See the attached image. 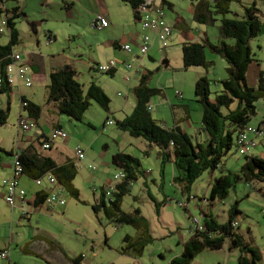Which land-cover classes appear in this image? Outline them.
<instances>
[{"label":"rangeland","instance_id":"1","mask_svg":"<svg viewBox=\"0 0 264 264\" xmlns=\"http://www.w3.org/2000/svg\"><path fill=\"white\" fill-rule=\"evenodd\" d=\"M19 1L22 4H29L26 10V16L22 15L19 19L21 20V27L27 29V34L24 35L25 43H27L30 42L28 35L30 27L28 25L29 20L27 14L37 12L38 16H40L41 11H37L40 3L37 0ZM172 1L183 10L182 14L188 17V12L192 9L190 2L194 3V1ZM243 1L246 6L255 3L256 7L264 13V0ZM106 3L107 0H96L94 14H102L101 12L107 8ZM231 11L234 14H240L242 13V8L238 4H232ZM63 13L60 14L58 12V16H64V23H56L51 27L52 30L57 32L58 40L47 44L46 33L42 31L46 30V28L39 29L37 35L31 32V36L39 40V45H37L38 43L36 41H31L30 45L26 44L20 51L15 50L22 52L20 55L23 60H28L29 55L27 52H30L29 50L31 48L36 52L50 54L55 44L59 42L63 44V40L66 38V34H68L69 25L73 26L72 23L74 25L76 24L75 20H81L71 10H63ZM123 15L124 13L121 17ZM233 18H236V16H233ZM37 22L40 23V20ZM1 25L2 18H0V27ZM218 25L220 24L218 23ZM42 27L44 28L43 24ZM90 29L92 31L90 34L92 38L90 43L95 45L93 46V51L89 52L86 42L82 37L78 36L77 39H80V44L85 48V50L81 51L79 60L82 64L79 61L74 62V59L70 57L71 62L80 68L82 76L79 78V83L85 86L90 81L89 72H87L86 67H83L84 62H88L87 54L91 53L94 58L96 57L97 60L102 62L103 56H98V53L100 51V54H102L104 46L100 44L107 38L106 29L102 30V28L95 29L91 27ZM208 29L216 32V27ZM0 38L4 40L9 38V35L5 32ZM70 41V43L73 42L72 39ZM77 43L73 42L71 49L75 48ZM55 48L58 49L61 47L57 45ZM62 48H64L66 53L73 51L66 49L67 45H63ZM254 52H256V56L260 61L259 63L264 65V49H255ZM117 55H115L117 59L111 60L109 64L118 63L120 57ZM140 58L143 57L140 56ZM163 58L160 52L156 54L154 61L148 60L147 57L143 58L146 62V67L144 66V68L150 74L149 87L155 88L157 82L162 79V85L166 82V86L170 90H177V92L183 94L184 100L187 98L193 100V105L200 108L201 106L195 102L194 98V84L196 81H194V78L198 73L197 71L203 74L205 72L194 69L183 71L176 70V68L168 69L167 71L162 64ZM172 60L174 63L175 60L180 63L179 55L176 57L175 54H172ZM219 61L216 63L213 72L218 75H223L225 74L223 69L227 64L222 58ZM128 62L130 63V60ZM131 64L132 67L136 68L139 63L133 62ZM122 68L121 71H126L125 65ZM141 72L143 73L144 69H141ZM125 73V75L115 73L114 76L96 73L98 76L96 77L95 75V77L99 79L97 80L95 78L94 83L110 99L109 111L104 110L96 102L91 100L88 110L85 112L82 121L79 122L57 112L55 109H53L54 112L52 113L51 104L48 102L49 80H47V87H44L43 83L36 85L37 83L33 82V77L30 73L31 88H22V91L35 93V97L32 96L35 103L41 107L42 115L40 116V123L43 126L44 132L53 137L56 129L63 130L67 134L68 141L64 145V140L67 138L61 139L55 137L56 147L60 145L65 146L67 150L71 151L79 147L84 151L86 167L91 165L96 170L91 172L86 167L81 166L79 168V165H77V176L73 184L79 191L80 202L74 200L67 192H63V198L66 201L64 206L54 207V210L49 213L46 211L32 213L30 221L22 218L19 210H12L6 204L0 203V247L4 244H10L12 251H15L16 254L12 257L11 264H45L40 258L25 256L21 251L23 244L30 240L36 230H40L47 238L48 235L51 236L52 238L50 239L58 244L66 254L83 256L90 264H136L131 258L119 255L118 248L122 244V239L126 234L134 237L138 232L129 226L110 224L102 214L98 215L101 221L99 222L95 218L91 208V204L95 203V197L98 196L101 188L105 187L106 183L112 181L114 176L120 172L119 169L113 167L110 163L113 154L118 153L128 154L137 158L140 162L139 176L137 180L132 182L129 194L123 198L121 209L125 213H132L134 209L138 208L148 221L152 242L147 245L140 258L143 264H169V258L174 256L175 250L178 248L179 236L186 240L190 235V230H195L196 224L194 223V218L203 224V218L198 206L202 203L204 197L208 200L213 180L219 178L221 175L228 174H231L233 177V186L226 197L222 199L217 198L211 202L213 217L219 223H226L228 222L229 213L232 212L235 214L236 210H238L239 215L236 220L238 223L237 231L239 232L240 230L244 242L251 246L261 256L264 262V183L245 179L242 172L245 157L236 152V149L233 147L228 155L223 158L221 168L217 169L213 175L210 171L203 172L188 187L189 194L184 193L183 195L178 185L174 184L172 180L171 163L169 161L165 163L158 161V147L150 145L141 138H133L128 133L119 130L116 126V123L121 120V108L123 105L127 102H134L135 104L134 89L138 85V80L135 77L132 83L129 84L125 80L127 71ZM173 80L175 85L172 84ZM210 89L211 101H213L216 94L221 91V85L212 82ZM119 93L122 96H119ZM18 95L12 88L10 93H0V110L7 108L6 104L8 101L10 104L7 122L5 125H0V164L4 162L3 160L10 159L9 157L11 156L7 154L9 152L8 150L14 149V144L17 140L18 113L21 111L19 102L20 96H22L21 94ZM255 105L256 115L251 119L250 125H256L264 114L262 102L259 100ZM156 111H158V107L152 106L150 110L151 116L155 117ZM129 112L131 113L132 109ZM162 114L168 118L170 116L169 108L167 107L166 111ZM57 117H60L63 129L55 128L54 124L57 122ZM32 120L37 125V120ZM192 120L195 119L192 118ZM110 121L113 122V125L104 127ZM198 137L199 134H197ZM193 142L197 143L198 139L194 138ZM61 150H64V148L58 149L59 152ZM261 150L263 149L258 147L254 150V153L259 154ZM164 165L167 166L165 189L162 187V178L158 174L160 167H162L161 172L164 170ZM152 179H155V182ZM157 186H161V188ZM28 188L30 190L40 189V187L32 182L29 183ZM148 190L151 191L150 195L161 204L159 215H157L154 204L148 196ZM188 195L191 197L189 203H187ZM180 203H186L187 206L182 207ZM106 237L108 238L107 244H105ZM240 254L238 249L230 251L226 243L221 250H206L201 252L195 256L192 264H238ZM49 257L55 261L54 264H64L55 253H50ZM0 264H7V262L0 260Z\"/></svg>","mask_w":264,"mask_h":264},{"label":"trees","instance_id":"2","mask_svg":"<svg viewBox=\"0 0 264 264\" xmlns=\"http://www.w3.org/2000/svg\"><path fill=\"white\" fill-rule=\"evenodd\" d=\"M143 1L123 0L133 10L137 21L139 20V6ZM159 1V6L164 12L166 8L171 7L167 0ZM5 3L4 0H0V18H7L10 41L5 46L0 45L1 94L11 92V87L5 79L6 67L12 63L13 56L19 54L15 53L14 49L20 43L16 23L21 18V13L17 7L8 10ZM232 4L240 5L242 8L241 15L231 11ZM193 10L197 24L203 26L220 24L218 26L219 37L215 43H211L205 38L202 43L183 44L181 50L183 70L187 71L197 67L207 68L206 49L221 57L227 64V77L224 80L214 82L221 85V91L216 94L213 101H211L210 89L212 82L206 76L199 77L194 85L195 102L202 109L201 124L202 130L206 134L205 142L194 143L191 135L181 128H165L151 116L148 110L150 101L161 91L149 87L150 74L148 72L141 77L134 89L136 106L132 113L116 123L119 130L128 133L131 137L141 138L150 145L157 146L162 163L173 159V167L176 172L173 182L178 185L183 195L184 193L189 194L188 187L203 172L210 171L213 175L217 169L221 168L223 158L228 155L233 147L238 152L236 139L241 134L249 127L256 125L259 127L264 124L263 117L262 121L255 126L250 125L251 119L256 115L255 104L264 97V73L261 72L259 75L257 88L249 87L246 82L247 71L251 64L260 62L256 59L250 46V42L261 34L264 27L260 10L255 4L244 5L243 0H197L193 3ZM91 70L95 71L93 67ZM113 72L107 75L113 76ZM91 100L104 110L109 111L110 99L105 92L93 82L84 90V86L78 82L76 71L72 67L66 66L50 74L48 102L55 103L59 113L74 121H82ZM23 101L28 103V107L24 111L31 119L38 120L41 115L40 106L25 98ZM9 111L10 104L8 101L7 108L0 110V125L6 124ZM43 143L49 144L50 148L54 144L47 136L39 139L38 144L42 146ZM258 147L263 150L259 154H255L254 150ZM7 154L13 157V162L16 161L21 166V177L27 176L35 181L45 174H50L55 177L63 192H67L74 200L80 202L79 191L73 184L77 176V168L72 162L59 166L49 157L26 150L16 153L14 151L13 153L8 152ZM243 157H245V163L242 166V172L245 179L264 183V141L259 139L252 154ZM111 163L120 172H123L126 178L117 185L116 192L108 200L105 198L103 187L98 206L101 207L102 213L110 224L129 226L138 232L134 237L128 235L124 237L121 253L135 257L141 256L145 247L152 242L146 219L138 208L134 209L132 213H125L121 209L123 198L129 194L132 182L137 180L139 176L140 162L135 157L120 153L112 156ZM161 169L162 167H160V172ZM162 173L163 170L161 178ZM232 186L233 177L231 174L221 175L214 179L209 198L206 200L204 197L202 204H205L204 201L211 203L217 198L226 197ZM148 196L154 204L157 215H159L161 204L150 194ZM46 197V192L35 194L34 209L31 210V207H28L27 216L21 214V217L30 219L32 213L40 211L45 205ZM26 198L29 200L27 193ZM190 199L189 196L188 202ZM98 206L92 207L94 212L99 211ZM200 211L203 218V224H201L203 231H198L195 228L190 240L184 244L181 255L170 260L169 264H192L195 256L201 252L221 250L226 243H228L230 251L235 249L240 251L238 264H258L260 262V255L244 242L242 236L237 233L238 227L232 226V223L237 222L238 210L235 214L230 212L228 222L222 225L218 224L211 215H208L205 209ZM2 252L0 250V254ZM82 259L83 256H79L71 262L72 264H80Z\"/></svg>","mask_w":264,"mask_h":264},{"label":"crops","instance_id":"3","mask_svg":"<svg viewBox=\"0 0 264 264\" xmlns=\"http://www.w3.org/2000/svg\"><path fill=\"white\" fill-rule=\"evenodd\" d=\"M4 1L6 2L5 7L8 10H11V9L17 7V8H19V11L21 13V17H22V15L26 16V10L29 7L28 3L22 4V2L19 0H4ZM37 1H38V3H40L38 10H37V11H41L40 16H38L37 12L27 14L28 20H29L28 25L30 27V30L28 31L30 42L36 41L38 43L37 45H39V40L34 39L31 36V32H32V34L37 35L39 29H45V28H46V30H42V31H43V33H46V42H47V40H51V42L47 43V44H51L52 42L58 40L57 32L52 30V28H51L56 23H58V24L64 23V20H63L64 16L63 15L58 16V12L60 14H64L63 10H71L81 20H75L76 24L74 25L72 23L73 26L69 25L68 34H66V38L63 40V44L60 42L58 44H55L53 46L50 54L42 53L39 51L36 52L35 50H33V48H31V50H29L30 52H27L29 55L28 60H23L22 56L20 55L21 56V62L27 66H30L29 70H30L31 76L33 77V82L37 83L36 85H38L39 83H43L44 87H47V80H49L50 74L52 72H54L55 70L64 68L66 66H70L76 71V78L79 82V78H80V76H82V74L80 72V68L71 62L70 57L72 59H74L73 60L74 62H78L80 60L81 51L85 50L84 46L80 44V39H77L78 36L82 37V39L86 42V46L89 48L88 51L89 52L93 51V46H95V45L90 43V40L92 39L91 35H90L92 32L90 27L94 28L93 27V21L97 15H103L108 20L109 25H108V27L104 28V29H106V32H107V38L104 42H102L100 44V45L104 46V50H103L102 54H100V51L98 53V56L99 55L101 57L103 56L102 62H100V60H97L96 57L94 58L91 53L87 54L88 55V62L85 61L83 67L87 68V72H89L88 75L90 77V81H89V84H87L86 86L84 84H82L84 86V90L92 82L94 83L95 78L98 76V75H96L97 72L91 70V67L93 65H103V66L104 65H112L109 63L111 60L117 59L115 57V55H117V54H118L117 56L120 57L119 58L120 60L118 59L119 60L118 63H115V70L113 72V76L115 75V73H120V74L125 75L126 71L125 70H124L125 72L121 71V69H123L122 68L123 65H126L129 63V62L127 63V61H129V60H130V63H133V62L139 63L138 67L134 68V70H133V73L135 74V77H137L136 79L138 80L137 83H139L141 77L145 73H147V71L144 68V66L146 67L145 59L140 58L138 48H137V44H136V42L138 41V36L140 34V24L135 19V15H134V12L131 9V7L128 4L124 3L123 0H112V1L107 0L106 10L101 12L102 14H97V15L94 14V6L96 5V0H37ZM193 1L195 2L197 0H193ZM159 2L160 1L158 0L156 2V4L159 5L160 4ZM167 2L170 4L171 7L165 9L164 21L173 30L172 37L169 41V46L165 49V51L160 52L158 49V47H159L158 42H157L155 36H153V44H152V46L149 50V53L146 57L148 60L154 61V57H156V54L160 52L161 56L164 57L162 60V64L166 68L167 71H168V69H174V68H176V70H183L182 54H181L182 45L186 44V43H202L205 40V38L209 42L215 43L219 37V32H218V26L219 25H218V23L215 24L216 26L215 25L214 26H203V25L197 24L195 22V19H194L193 3H191V2H190V6L192 9H191V11L188 12V17H185L184 14H182L183 10H181L178 6H176V4L172 0H167ZM253 4H255V3H253ZM40 6L42 7L41 9H40ZM247 6H250V5H247ZM123 13H124V15L121 17V15ZM260 13H261V20H262V23L264 25V13H262L261 11H260ZM241 14L242 13H240L239 15H241ZM39 20H40V23L37 22ZM20 21L21 20H18L16 23V28H17V30L19 32V36H20V43L14 49V50H18V51L23 49L26 44L30 45V42L25 43L26 41L24 39V35L27 34V29L21 27ZM42 24H43L44 28L42 27ZM82 24L84 25L83 27H82ZM213 27H216V32L214 30L210 31L208 29V28H213ZM104 29H102V30H104ZM75 35H77V36H75ZM70 39H72L73 42H78L76 44L75 48L71 49L73 42L70 43L71 42ZM9 41H10V38H6L4 40H3V38H0V45L5 46L9 43ZM125 44L131 46V48H132L131 53H127L126 51L123 50V45H125ZM57 45H59L61 48L56 49L55 47ZM63 45L64 46L67 45L66 49L73 50L75 52L70 51V52L66 53L64 48H62ZM250 46H251L255 56H256V52H254L255 49H258V50L264 49V27H263L261 34L257 38H255L254 40H252L250 42ZM14 52L19 53V54L22 53V52H17V51H14ZM172 54H175L176 57L179 55L180 63H178L177 60H175V63L173 62ZM216 56L217 55L213 54L210 50H208V49L205 50V57H206V61L208 62V67L207 68H202V67L191 68L194 70H203V72H205V74H203V73H200V71H197L198 73L196 74L194 81L197 80L201 76H206L209 79V81H211V82H218V81L224 80L227 77V71H226L227 65L226 66L224 65L225 67L223 69L226 76H225V74L218 75L215 72H213L215 70L214 68L216 66V63L220 62L219 60H221V57H219V56L216 57ZM256 59L258 60L257 56H256ZM121 60H124V61H121ZM79 63H81V62L79 61ZM141 69H144L143 73L141 72ZM261 72L264 73V65H262L261 63H258V62L251 64V66L249 67V69L247 71V77H246L247 78L246 82H247V85L249 87H251V88H257L258 87L259 75ZM95 75H96V77H95ZM134 78L131 80V82L129 84L132 83ZM96 79L98 80L99 78H96ZM161 82H162V79L159 80L155 86V88H157L161 91L160 94L157 95V97L152 98L150 101L151 107L152 106L158 107V111H156L155 117L154 116H152V117L155 120H157L163 127H165V128L179 127L182 130H184L185 132H187V134L191 135L192 141L194 138H196V139H198L197 143H204L206 140V134L202 130V124H201L202 109H200L201 107L198 108L197 106L193 105V100H189L188 98L184 100V96L182 93H181L182 98L177 97L176 96L177 90H175V91L170 90L169 87L166 86V82L163 83V85L161 84ZM172 84L175 85L174 80L172 81ZM263 85H264V83H263ZM22 88H25V87H20V89H19L20 94L26 100L35 103V100L33 98V96L35 97V93L22 91ZM127 92H129V91H127ZM176 100H178V101H176ZM260 101L262 102V106L264 107V97H262L260 99ZM176 103H178V104H176ZM50 104H51L50 106L52 109L51 112L52 113L54 112L53 109H55L58 112L56 104L55 103H50ZM135 106H136V98H135V104H134V102L133 103L127 102L126 104H124L123 107L121 108L122 116H121L120 121H122L124 118L129 116L132 113V112L131 113L129 112L130 109H132V111H133ZM6 107H7V104H6ZM128 107L130 108L129 110H128ZM167 107L170 110V116L168 118L165 117L164 114H162V113H164V111H166ZM160 113H161V115H160ZM41 115H42V110H41ZM263 117H264V114H263V116H261V119L257 123L262 121ZM192 118L195 120H192ZM54 125H55V128H62L63 129V126L60 122V117H57V122ZM105 126H108V125H104V127ZM252 126H255V125H252ZM195 131H196V134H195ZM197 134H199L198 138H197ZM17 135H18V133H17ZM44 136H47L51 141L54 142V144L51 146V148L49 150H43L42 147L38 144L39 139L43 138ZM54 138L55 137H52L51 135H48L44 132L43 126L40 123V118H39L37 120L36 128L32 131L25 132V133L17 136V140H16L17 144L15 142L14 149H11L8 151L13 153V151L14 152L15 151L20 152V151L26 150V151H30L31 153H37V154H40L42 156L49 157L59 166L65 165L69 162H72L73 164H75L76 168H77V165H79V168L81 166L86 167L85 159L78 160L76 155H75V150L74 151L67 150L65 146H61V145L56 147L57 144H55ZM67 141H68V138L66 140H64L65 143H63V144L65 145ZM60 148H64V150H61V152H59L58 149H60ZM157 153H158L157 159H158V161H161L159 150ZM118 154H120V153H118ZM114 155L115 154H113V156ZM9 156H11V155H9ZM11 157H9L10 159L3 160L4 162L2 164H0V182L3 179L9 178L13 174V163L14 162H13V157L12 158ZM111 159H112V157H111ZM111 159H110V163H111ZM169 162L172 165L171 177L173 180L174 177L176 176V172H175L174 167H173V159H171ZM111 165H112V163H111ZM89 166H91V165H88L86 168L89 171H91L89 169ZM77 170H78V168H77ZM95 170H96V168H95ZM94 171H91V172H94ZM158 174L160 177L161 172L159 171ZM166 177H167V166L164 165V170L162 173V187H163V189H165ZM152 181L155 182V179H152ZM31 182L33 184H35L34 180L28 178L27 176H23L19 179V186L27 192V197L29 198V203H30L29 207H31V210H33L34 209L33 203H34V199H35V194H37L38 192H44L45 193L46 190L44 188H40V189H36V190H30L28 188V185ZM112 182H113V180L107 182L106 185L109 183H112ZM73 183H74V181H73ZM157 187L161 188V186H157ZM158 191H159V188H158ZM4 193H5L4 189L0 188V203L1 204L2 203L6 204L4 201ZM100 193H101V191L99 192L98 196L95 197V200H94L95 203L91 204V208L93 206L99 205ZM150 193H151V191L148 190V195ZM204 203L205 204L201 203L198 206V208L200 210L205 209L206 213L213 217L212 204L207 203V202H204ZM52 210H54V209H49L46 205H44L40 209V211H46L48 213ZM98 210H99L98 212L93 211V213H94L95 218L99 222H101L98 215L102 214V216H103L104 213H102L101 207H99V206H98ZM40 211H38V212H40ZM213 218L215 219V217H213ZM26 219H28V218H26ZM236 220H237V218H236ZM28 221H30V219H28ZM146 222L148 224L147 219H146ZM216 222L220 225L225 224V223H219L217 220H216ZM148 229H149V225H148ZM149 233H150V230H149ZM237 233L240 236H242L240 234V230H239V232L237 231ZM189 234L190 235L188 236V239H186V240L179 236L178 244H177L178 248L175 250L174 256L169 258L170 260L181 255V253L183 251V246L186 242H188L190 240V238L193 235V231L190 230ZM126 235L130 236L129 234H126ZM124 237H123V239H124ZM50 238H52V237L48 235V238H47V236L45 234H43L40 230H36L32 234L30 240L23 244V246L21 247V251L25 256H29V257H33V258H40L42 261L45 262V264H54L55 263V261L49 257L50 253H55L57 255V257H60V259L62 260V262L64 264H72L71 261L73 259L79 257V255L78 256H71L70 254H66L65 251H63L61 249V247L58 244H56L53 240H51ZM123 239H122V244L118 248L119 255L127 257V258H131L132 260H134L136 262V264H143V262L140 259L142 257V255L135 257L132 255H124L121 253V248L124 246ZM107 242H108V238L106 237L105 238V244H107ZM0 250L9 251L8 259L0 258V260L6 261L7 264H11V259H12V257L15 256L16 253H15V251H12L10 244H8V245L4 244L2 247H0ZM144 251H145V249H144ZM144 251H143V253H144ZM80 264H90V263L85 257H83ZM260 264H264L263 260L261 259V256H260Z\"/></svg>","mask_w":264,"mask_h":264},{"label":"built area","instance_id":"4","mask_svg":"<svg viewBox=\"0 0 264 264\" xmlns=\"http://www.w3.org/2000/svg\"><path fill=\"white\" fill-rule=\"evenodd\" d=\"M158 0H144L142 4L139 6V24H140V34L138 36V41L136 42L139 55L141 57H146L149 53V50L153 44V36H155L158 42V49L160 52L164 51L168 45L169 41L172 37V28L166 24L165 12L161 8V6L157 5L156 2ZM7 18H2V25L0 27V35L5 32L8 33L7 29ZM109 23L106 17L103 15H97L93 21L94 28H106ZM51 40H47V43H50ZM123 50L127 53L132 52V48L130 45H123ZM97 73L108 74L115 70V63L112 65H93L92 66ZM127 75L126 81L128 83L135 77L133 73L134 67H132L131 63L125 65ZM6 81L9 86L15 90L20 95V87L30 88L31 87V76L29 67L21 62L20 54H15L13 56L12 63H10L6 67ZM2 84V78L0 77V85ZM122 96V94H118ZM176 96L181 98V93L176 91ZM19 105L21 107V111L18 113V122H17V133L18 136L25 132H29L30 130L35 128V122L28 116V114L24 111L28 107V103L23 101V97L20 96ZM148 110H151V106L148 107ZM106 125L111 126L113 122H107ZM53 137H59L61 139H66L67 134L63 130L56 129L54 131ZM264 141V124L259 127H249L243 134H241L236 139V145L238 147V152L241 156L250 155L253 152V149L258 144V140ZM17 144V142H16ZM43 150H49V144H42ZM18 151H15V153ZM75 154L78 160L84 159V151L79 147L75 149ZM17 155L15 156V160ZM91 171H94L95 168L93 166H89ZM22 168L21 166L14 161L13 163V174L7 179H3L0 182V187H2L5 191L4 193V201L10 206L13 210L17 209L21 212L22 215L27 216L29 200L26 198V192L19 186V179L21 178ZM126 178V175L123 172H119L114 176L113 182L107 184L104 187L105 198L106 200L111 198V195L116 192L117 185L121 183ZM35 185L44 188L47 193V197L45 200V205L49 209H54V207H62L66 204L65 199L63 198V191L58 186L55 177L50 174H45L44 176L36 179L34 181ZM205 202V201H204ZM189 203V202H187ZM180 206L186 207V203H180ZM194 223L196 224V229L198 231H203V226L201 222L194 218ZM233 227H237L238 223H232ZM9 251L5 250L0 254V258L8 259Z\"/></svg>","mask_w":264,"mask_h":264},{"label":"flooded vegetation","instance_id":"5","mask_svg":"<svg viewBox=\"0 0 264 264\" xmlns=\"http://www.w3.org/2000/svg\"><path fill=\"white\" fill-rule=\"evenodd\" d=\"M101 74H104V73H101Z\"/></svg>","mask_w":264,"mask_h":264},{"label":"clouds","instance_id":"6","mask_svg":"<svg viewBox=\"0 0 264 264\" xmlns=\"http://www.w3.org/2000/svg\"><path fill=\"white\" fill-rule=\"evenodd\" d=\"M8 34V33H7ZM24 98V97H23Z\"/></svg>","mask_w":264,"mask_h":264},{"label":"bare ground","instance_id":"7","mask_svg":"<svg viewBox=\"0 0 264 264\" xmlns=\"http://www.w3.org/2000/svg\"><path fill=\"white\" fill-rule=\"evenodd\" d=\"M76 155V154H75Z\"/></svg>","mask_w":264,"mask_h":264}]
</instances>
